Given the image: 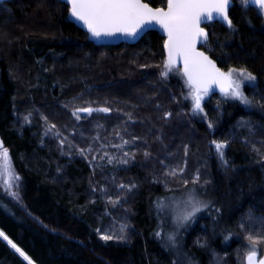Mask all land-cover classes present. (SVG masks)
<instances>
[{
  "label": "trees",
  "instance_id": "16d2710c",
  "mask_svg": "<svg viewBox=\"0 0 264 264\" xmlns=\"http://www.w3.org/2000/svg\"><path fill=\"white\" fill-rule=\"evenodd\" d=\"M68 9L0 0V140L19 177L16 196L0 185V231L33 264H244L248 246L264 254V16L233 0L232 29L205 24L201 50L256 81L243 87L247 106L211 94L198 120L182 84L160 75L162 35L96 45ZM87 106L109 111L71 113ZM211 141L226 143L230 173ZM181 185L212 203L182 232L183 256L154 235L158 200ZM105 228L124 239L102 240ZM7 243L0 237V264H28Z\"/></svg>",
  "mask_w": 264,
  "mask_h": 264
},
{
  "label": "snow or ice",
  "instance_id": "6c2138e0",
  "mask_svg": "<svg viewBox=\"0 0 264 264\" xmlns=\"http://www.w3.org/2000/svg\"><path fill=\"white\" fill-rule=\"evenodd\" d=\"M67 3L70 5V16L81 22L92 37L113 36L117 33L134 37L149 26L159 25L168 37L164 43L168 55L160 75L166 77L175 67L178 58L183 61V75L190 89L189 95L193 101L194 112L203 111L201 101L209 94L213 85H218L220 91L227 97L246 105L250 103L242 91V85L255 81L256 77L253 74L246 69L229 68L226 72L221 71L208 56L196 50L197 42H207L208 39V33L200 27L201 23L216 20L226 24L229 29L233 28L232 20L228 15L233 0H168L167 11L161 8L153 9L141 0H67ZM239 4L245 10L251 7L257 15L264 16V0H239ZM93 111L108 112L109 109L81 108L76 109L72 114L79 118V112ZM54 127L55 125L51 126ZM208 127L212 128V125L209 124ZM213 143L216 152L223 159L226 143ZM0 149H2L0 150V183L10 195L16 196V193L10 190L13 181H18L19 177L12 174L8 150L2 148V145ZM197 211L199 208L194 206L183 220L190 219ZM0 237L23 256L28 264H32L24 252L3 232H0ZM101 239L109 241L113 236L102 235ZM255 243L256 241H253V245ZM248 260L249 264H254L255 252L249 255ZM260 264H264V260H261Z\"/></svg>",
  "mask_w": 264,
  "mask_h": 264
},
{
  "label": "rangeland",
  "instance_id": "374dc122",
  "mask_svg": "<svg viewBox=\"0 0 264 264\" xmlns=\"http://www.w3.org/2000/svg\"><path fill=\"white\" fill-rule=\"evenodd\" d=\"M163 70H164V68H163ZM166 77H168L170 79H176V81H178L182 84V90H183L182 95H183L184 100L188 104L189 111H190L191 115L194 116L195 118H197L198 120L206 119V114H205V110L203 108V104L206 101H209L211 94L209 93L201 101V107H202L203 111L202 112L201 111H195L194 112L193 111V101L191 99V96L189 95L190 89L186 84V77H184L183 71L178 66L175 65L173 70L171 72H169ZM255 81H256V79H255ZM255 81H252V82L246 83V84L252 85L255 83ZM246 84L242 85V91H243L244 85H246ZM219 100L220 101H239V100L233 99L231 97H227L224 94L219 95ZM84 108L100 109V108H105V107L87 106ZM76 109H81V108L80 107L72 108L71 113H73ZM93 112H97V111H93ZM93 112H91V113H93ZM91 113L79 112L78 116L83 117V116L89 115ZM75 117H77V116H75ZM213 142H221V141H211L210 142L212 159H214L215 164L218 166V168H221L226 173H230L232 171V169H230V163H229V161H227V156H226L227 146L224 148L223 159H221L220 154L217 153L215 150V146H214ZM0 145H2V148H6L1 143V140H0ZM0 150H2V149H0ZM8 153H9V151H8ZM121 153L122 152L117 149V152H116L117 156L121 155ZM9 158H10V155H9ZM93 158L97 159L98 154L94 152ZM10 165H11V169H12V174L17 176V174L14 171V168L12 166L11 158H10ZM4 178H7V177H4ZM0 185L3 187L2 183H0ZM17 185H18V181H13L11 189L14 190L17 187ZM197 193H198V189L196 186L190 185L186 188H183L181 185L176 190H174L172 192V194H170L168 196H163L162 199L158 200V203L156 206V209H157L156 210L157 226L155 228L154 235L157 238H159L162 241V243L164 244L165 248H167L172 253H175V254L180 253L183 256L184 253L181 251L182 232L187 227V225L190 224L191 220L192 221L194 220V216L197 212H195V214L192 215L191 218L186 220V221L183 220V217L185 215H187L189 212H191L192 208L194 206L198 207L199 210L202 206L203 212H204L205 208H209V210H210V208L212 209V203L211 202H206V203L201 202L202 197H200ZM204 213L206 214V212H204ZM209 214H211V213H209ZM213 215H214V210H213ZM104 230H106V233H105L106 235H111V236H113L114 239H124L123 238V235H124L123 229H121V230L118 229L117 231L114 229V232L109 231V229H107V228H105ZM157 233H159V235H157ZM253 251H255V248L252 246H248V251L246 252V255L249 252H253ZM18 255L24 259V257H22L19 253H18ZM246 255H245V257H246ZM25 261L28 263L27 260H25Z\"/></svg>",
  "mask_w": 264,
  "mask_h": 264
},
{
  "label": "water",
  "instance_id": "95a60500",
  "mask_svg": "<svg viewBox=\"0 0 264 264\" xmlns=\"http://www.w3.org/2000/svg\"><path fill=\"white\" fill-rule=\"evenodd\" d=\"M62 2H64L65 4L68 5V17H69V20H71L75 25H77L79 28H81L84 32L87 33V36H88V39L93 42L94 44L96 45H117V44H121V43H127V44H133L135 42H137L140 38H142V36L147 33L148 31H151V30H154V31H157L160 35H162L164 37V43L165 41L167 40V34L160 28L159 25H152V26H149L147 28H145L143 31H141L138 35L136 36H127V35H124V34H120V33H117L113 36H101L99 38L97 37H92L90 33H88L87 31V28L84 27L82 25L81 22H77L76 20H74L71 16H70V5L67 3V0H60ZM142 3H146L148 4L147 2H145L144 0H141ZM167 3H168V0H166V5L164 7H154V6H151L150 4H148L149 7L153 8V9H157V8H161L165 11H167ZM230 9V8H229ZM229 12V11H228ZM216 20H213V21H210V22H204V23H201L200 27H202L205 32L207 33V29L205 28V24H208V23H211V22H214ZM226 25V24H224ZM208 40V39H207ZM206 42H197L196 44V50L199 51V52H203L201 50V46H203ZM164 52H165V55H166V58H167V50L164 48ZM204 53V52H203ZM206 56H208L206 53H204ZM209 57V56H208ZM210 59V58H209ZM211 60V59H210ZM216 65V64H215ZM176 66H178L182 71H183V61L180 60L179 58L177 59V62H176ZM217 67V66H216ZM218 68V67H217ZM222 71V70H221ZM209 93L211 94H223L221 91H220V87L218 85H213L211 90L209 91ZM253 253V252H250L244 259V264H249V260H248V257L249 255ZM261 260H264V254L260 255L259 253L255 252V260H254V264H260V261Z\"/></svg>",
  "mask_w": 264,
  "mask_h": 264
},
{
  "label": "bare ground",
  "instance_id": "6f19581e",
  "mask_svg": "<svg viewBox=\"0 0 264 264\" xmlns=\"http://www.w3.org/2000/svg\"><path fill=\"white\" fill-rule=\"evenodd\" d=\"M6 241V240H5ZM23 257V256H22Z\"/></svg>",
  "mask_w": 264,
  "mask_h": 264
}]
</instances>
